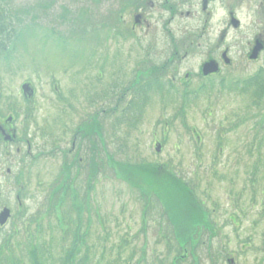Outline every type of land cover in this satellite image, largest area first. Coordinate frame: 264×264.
I'll return each mask as SVG.
<instances>
[{
    "label": "rangeland",
    "instance_id": "obj_1",
    "mask_svg": "<svg viewBox=\"0 0 264 264\" xmlns=\"http://www.w3.org/2000/svg\"><path fill=\"white\" fill-rule=\"evenodd\" d=\"M113 7L0 0V261L27 264L42 247L51 257L40 264H56L76 226L85 264H264V57L235 56L208 81L197 77L199 55L178 52L181 83L171 84L156 64L171 54L178 19L136 30L158 35L144 62L131 9L114 37ZM139 164L185 183L191 218L177 194L167 211L163 193L129 172Z\"/></svg>",
    "mask_w": 264,
    "mask_h": 264
},
{
    "label": "flooded vegetation",
    "instance_id": "obj_2",
    "mask_svg": "<svg viewBox=\"0 0 264 264\" xmlns=\"http://www.w3.org/2000/svg\"><path fill=\"white\" fill-rule=\"evenodd\" d=\"M113 5V36L119 31L120 21L124 20L122 11L131 9L126 21L129 37L141 50L144 62L151 61L158 35L149 34L145 39L135 34L136 30L143 29L147 34L154 26L164 27L165 20L171 24L178 19L175 25L181 31L170 39L172 47L168 52L171 54L166 61L156 64L159 71L168 74L171 84L175 81L181 83V79L174 75L182 61L178 52L182 53L181 58L199 55L197 77L208 81L230 68L235 56L247 61L264 57V0H113ZM217 16L220 17L216 19ZM184 18L186 22L179 21ZM208 62H213L216 72L203 73V66ZM185 78L191 80L193 77L186 72ZM204 86L201 84L199 89ZM8 125H3V129L10 130L11 124Z\"/></svg>",
    "mask_w": 264,
    "mask_h": 264
},
{
    "label": "trees",
    "instance_id": "obj_3",
    "mask_svg": "<svg viewBox=\"0 0 264 264\" xmlns=\"http://www.w3.org/2000/svg\"><path fill=\"white\" fill-rule=\"evenodd\" d=\"M2 28L4 27L1 26L0 29ZM10 36H11V33L7 37L8 40L10 39ZM5 47H6L5 45L1 46L2 49H4ZM158 171L159 170H157V168H155L154 166H145L143 164L132 166V168L129 169V172L131 174L137 175L136 177L138 178V180L142 183V185H145L146 188L150 187L151 190H154L156 192L159 191L163 193V194L160 193L162 196H159V200L162 199L166 204L168 202L169 205L167 206V211L171 212V209L168 208L170 206V203L171 204H173L174 202L177 203V200H176V194H177L179 198L178 206H179L180 211L184 212V215L187 219L191 218L192 212L194 213V211H192L189 207L190 203L188 200H190L189 198L190 194L186 188L185 183L182 184L181 179H179L178 177H175V175H171L167 173L166 171H159V172ZM173 177H175V179ZM160 184L162 185L160 187L161 190L157 188ZM163 185H166L168 187V190L165 189ZM152 193L155 195L154 192ZM182 204H185L183 206L184 209H181ZM68 219H69L68 215L67 217L66 216L62 217V221L64 223L68 222ZM66 225L68 224L66 223ZM80 228L81 227L76 228V226L72 228L73 230L71 233L72 239L70 242V247H67V248L62 247L61 249L62 254L59 255L57 258H53L56 264H85V261H86V257H84L85 253L83 255H80V257H77L79 254V251H81L80 242H82L81 241L82 232L79 230ZM166 228L168 229V227ZM170 235H171V241L174 243V246H175L173 247V250L175 251V253H177V256H178V254L182 253L183 250L181 249L183 248H181V246L177 244L175 240V236H173L171 232H170ZM44 252H46L47 256L44 255ZM28 255H29V259H28L27 264H40L41 261L39 260V257L41 256H44L46 261H47L48 256L51 257V255L49 254V251L42 247H39L38 249L34 247V250L30 251ZM185 256L186 255L185 254L183 255V253L180 254L181 259H183ZM0 264H20V263L19 261L12 259V260H6V261L1 260Z\"/></svg>",
    "mask_w": 264,
    "mask_h": 264
},
{
    "label": "water",
    "instance_id": "obj_4",
    "mask_svg": "<svg viewBox=\"0 0 264 264\" xmlns=\"http://www.w3.org/2000/svg\"><path fill=\"white\" fill-rule=\"evenodd\" d=\"M212 71H215V67H213L212 63L210 62V63L205 64L204 72L208 73V72H212ZM22 90H23L24 93L28 92V96L32 92V90L28 86V84L22 85ZM156 150L158 151L159 147H157ZM8 215H9V212H8L7 209H4V210L1 211V213H0V224H3L6 221V219L8 218Z\"/></svg>",
    "mask_w": 264,
    "mask_h": 264
}]
</instances>
